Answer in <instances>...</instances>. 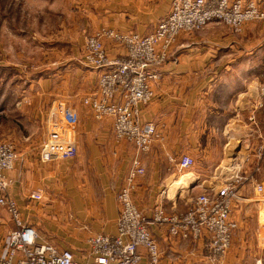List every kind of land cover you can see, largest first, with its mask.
I'll use <instances>...</instances> for the list:
<instances>
[{"label":"crops","instance_id":"obj_1","mask_svg":"<svg viewBox=\"0 0 264 264\" xmlns=\"http://www.w3.org/2000/svg\"><path fill=\"white\" fill-rule=\"evenodd\" d=\"M157 1V13L163 14V19L170 11L171 0H164L162 8L161 0H49L46 7L51 15L59 17L54 26L61 29L62 43L66 45L63 48L78 41L83 43L84 54L88 33L105 28L151 30L152 5ZM255 1L264 6V0ZM108 2H117L118 6H108ZM120 2L131 5L127 4L125 10ZM43 12L47 14L45 9ZM106 46L114 55L124 54V49L110 40H106ZM78 57L68 58L66 71L76 74L78 80L79 88L69 90L70 95L81 96L75 104L80 118L76 154L48 174L39 173L38 181L37 175L25 177L23 159L13 174L22 215L43 239L84 260L92 235L117 232L121 211L118 193L132 167L136 149L132 143L115 138L110 118L97 119L92 109L80 101L95 94L99 70L85 69ZM153 87L155 98L143 108L142 119L154 123L160 136L150 151L141 154L145 174L138 177L135 193V199L148 214L164 196L168 201L186 198L188 202L193 200L189 193L216 190L224 182L218 169L227 156L236 152L238 158L252 155L262 143L264 21L249 22L240 33L215 22L198 31L181 33ZM184 154L195 159L188 170L178 164ZM245 169L250 174L251 162L246 163ZM42 175L47 177L48 187L61 193H55L50 200L37 201L31 194L36 190L44 192ZM253 184L240 188L242 199L233 207L232 218L238 226L226 256L227 264H243L245 258L257 255L261 216L260 206L253 200ZM13 229L15 224L7 209L0 206V255L8 250ZM151 230L162 251V264H184L185 260L186 264H194L198 256H205L199 242L176 240L162 227L152 226ZM141 264H149L148 258L144 257Z\"/></svg>","mask_w":264,"mask_h":264},{"label":"built area","instance_id":"obj_2","mask_svg":"<svg viewBox=\"0 0 264 264\" xmlns=\"http://www.w3.org/2000/svg\"><path fill=\"white\" fill-rule=\"evenodd\" d=\"M253 21H264V6L259 1L171 0L169 13L150 33L105 28L88 36L83 62L99 70V75L95 94L85 96L82 104L89 106L97 119L110 118L115 138L132 143L136 149L132 167L118 193L121 211L117 232L92 235L84 260L43 239L37 228L23 218L12 193L16 178L10 173L21 160L20 154L12 143L0 142V206L7 209L15 224L9 248L0 255V264H141L144 257L149 264H162V251L152 226L165 228L176 240L201 243L204 255L212 264H227L226 256L238 226L232 218L233 207L242 199L240 188L250 182L254 183L253 200L260 206L258 244L264 245V183L255 178L264 162V137L252 155L235 157L239 169L244 170L235 173L226 168L221 175L224 182L216 190L193 199L184 213L167 212L159 201L149 216L135 200L137 179L145 174L141 154L150 151L160 136L154 123L142 119V111L155 98L153 84L161 78V68L178 36L201 30L212 22L240 33ZM106 40L123 48L124 54H112ZM49 119L40 159L43 164L59 165L77 152L79 113L75 105L65 99L53 107ZM250 162L252 170L248 174L245 165ZM178 164L182 169H189L195 159L184 154ZM31 198L40 201L44 192L33 191Z\"/></svg>","mask_w":264,"mask_h":264},{"label":"rangeland","instance_id":"obj_3","mask_svg":"<svg viewBox=\"0 0 264 264\" xmlns=\"http://www.w3.org/2000/svg\"><path fill=\"white\" fill-rule=\"evenodd\" d=\"M161 1L162 8L164 0ZM159 2L152 5L151 30L148 32L134 30V32L147 34L154 31L159 18L163 16V14L157 13L160 8ZM48 3L49 0H0V142H9L14 145L25 163L23 165L26 178L33 175L38 176L39 173L48 174L47 172L51 169L63 164H55L56 166L43 164L40 159L41 149L49 131L50 113L58 102L66 99L75 105L78 102L77 98L81 97L76 94L70 95L69 90H74L79 86H77L76 74H69L66 71L69 69L68 58L83 54L81 52L83 43L72 41V45L63 48L66 45L62 43L64 37L60 32L61 29L57 25L54 26L59 17L56 18L53 13L50 14L46 7ZM112 4L118 6L117 2H108L107 5L111 6ZM127 4V2H120L119 5L122 9L127 10ZM130 5L131 3L128 4V6ZM44 9L47 14L43 12ZM46 22L47 24H44ZM51 30L53 32H50ZM86 35L90 36L91 34ZM83 56L84 54L78 58L85 66L84 68L90 70L91 68L84 64ZM236 153L232 155L233 159H229L227 156L222 167L219 166V175H222L226 168L235 173L244 170L243 168L239 169V161L235 163ZM263 165L255 176L257 180L264 183ZM198 169L195 167L196 171ZM12 174L11 172L10 175ZM12 177H15L14 174ZM42 177H44L43 182L46 185L44 200L47 198L50 200L56 193V189L52 186L48 187L47 177L44 175ZM39 179L40 176L36 180ZM31 181L34 182L33 179ZM173 186L174 190L176 184ZM14 189L15 186L12 193L17 200ZM202 193L205 191L200 189L199 193H189V195L190 198L195 199ZM169 194L172 197V193ZM135 200L144 214L153 213L155 207L148 214L137 199ZM191 200L185 202V198L180 202H174L173 200L168 201V198L165 199L164 196L162 202L167 212L184 213L190 208ZM173 203H175L174 206ZM23 218L30 223V220L24 215ZM256 246L257 255L254 258H245L243 264H264V245L257 243ZM182 262L186 264V260ZM193 263L212 264L206 256L202 255L193 260Z\"/></svg>","mask_w":264,"mask_h":264},{"label":"bare ground","instance_id":"obj_4","mask_svg":"<svg viewBox=\"0 0 264 264\" xmlns=\"http://www.w3.org/2000/svg\"><path fill=\"white\" fill-rule=\"evenodd\" d=\"M228 158H229V159H231V158H232V155H231V154H229ZM232 159H233V158H232ZM30 224H31V223H30Z\"/></svg>","mask_w":264,"mask_h":264}]
</instances>
